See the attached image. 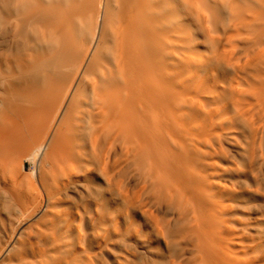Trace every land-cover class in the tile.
<instances>
[{
  "label": "bare ground",
  "instance_id": "bare-ground-1",
  "mask_svg": "<svg viewBox=\"0 0 264 264\" xmlns=\"http://www.w3.org/2000/svg\"><path fill=\"white\" fill-rule=\"evenodd\" d=\"M262 182L264 0H0V264H264Z\"/></svg>",
  "mask_w": 264,
  "mask_h": 264
},
{
  "label": "rangeland",
  "instance_id": "rangeland-1",
  "mask_svg": "<svg viewBox=\"0 0 264 264\" xmlns=\"http://www.w3.org/2000/svg\"><path fill=\"white\" fill-rule=\"evenodd\" d=\"M26 167V166H25ZM27 174V176H30L29 175V173H26ZM262 186H263V188H264V182H262ZM256 216L257 215H255L254 213H251V215H250V218L252 219V224H255L256 223V221H254L255 220V218H256ZM0 218L1 219H3L2 221L4 222V224H5V226L4 227H2L1 225H0V235H1V238H3L2 236L5 234V232L7 231V230H4V229H8V224H7V221L5 222V220H6V218H5V215L3 214V213H1L0 212ZM134 220L136 221V224L137 225H142V226H146V224H145V222L143 221V219L140 217V214H135L134 215ZM1 224V223H0ZM3 224V223H2ZM7 232H9V231H7ZM5 239V238H4ZM150 258H152V256H150Z\"/></svg>",
  "mask_w": 264,
  "mask_h": 264
}]
</instances>
